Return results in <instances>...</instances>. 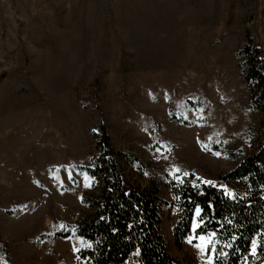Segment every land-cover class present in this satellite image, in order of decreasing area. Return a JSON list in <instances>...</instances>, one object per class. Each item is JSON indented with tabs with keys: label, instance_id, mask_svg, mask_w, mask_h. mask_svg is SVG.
<instances>
[{
	"label": "rangeland",
	"instance_id": "1",
	"mask_svg": "<svg viewBox=\"0 0 264 264\" xmlns=\"http://www.w3.org/2000/svg\"><path fill=\"white\" fill-rule=\"evenodd\" d=\"M247 38L264 57V0H0V264H87L74 229L98 194L82 168L100 122L125 178L165 202V251L209 264L211 247L188 243L195 214L176 244L166 184H217L258 146Z\"/></svg>",
	"mask_w": 264,
	"mask_h": 264
},
{
	"label": "trees",
	"instance_id": "2",
	"mask_svg": "<svg viewBox=\"0 0 264 264\" xmlns=\"http://www.w3.org/2000/svg\"><path fill=\"white\" fill-rule=\"evenodd\" d=\"M239 55L244 58V81L251 104L264 112V57L251 38H247ZM95 136L97 153L82 170L96 184L98 194L90 200L93 212L78 218L74 229L92 247L80 250V257L87 264H123L139 250V264H191L173 258L164 249L157 225L160 206L165 202L158 191L141 188L125 178L119 152L112 147L103 122ZM260 138L252 153L242 156L237 165L219 177V183L234 185L236 199L225 196L219 183L194 187L187 179L167 182L172 204L179 212L173 227L177 245L191 234L199 206L202 211L198 219L204 223L195 235L217 233L213 264H264V123ZM227 155L233 159L238 156L235 152ZM253 240L258 242L255 255L251 252Z\"/></svg>",
	"mask_w": 264,
	"mask_h": 264
},
{
	"label": "snow or ice",
	"instance_id": "3",
	"mask_svg": "<svg viewBox=\"0 0 264 264\" xmlns=\"http://www.w3.org/2000/svg\"><path fill=\"white\" fill-rule=\"evenodd\" d=\"M215 155L219 156L220 153L216 152ZM175 172H180V169H178V168L175 169ZM145 175H147V173H145ZM183 175L184 176H188L189 173L188 172H184ZM175 178L177 180H180L181 182H183L181 177L175 176ZM85 179H88V178L85 177ZM196 179L199 180L201 183L208 184V185H214L213 181L204 180L201 177H197ZM89 186H90V184H89ZM193 186L195 187L196 184L194 183ZM220 187L223 189L225 196H228L231 199H236L235 193L233 191H231L230 189H228V187L226 185H220ZM201 211H202L201 208L199 206H197L196 209H195V215L197 217H199L200 214H201ZM203 223H204L203 220L197 221V220L194 219L193 220V224H192L193 230L200 228ZM229 223H231V221H229ZM60 227L64 228V225H60ZM216 236H217L216 232H211V233H208L207 235H199L198 237L191 236V237L188 238V243L192 244L193 239H198L199 243L195 244V247L197 249H199L202 253H204V252H207L209 247H211V251L214 254L215 251H216V243L218 242V241L215 240ZM233 239H235V237H233ZM80 244H81V246L83 248H91L92 247V244L90 242L85 241L83 238H80ZM229 246H231V245H229ZM257 246H258V242L256 240H253L252 244H251V252H252L253 255L256 254ZM80 250H81L80 248H74V251L79 252ZM139 254H140L139 250H137L135 255H139ZM208 261H209V264H212V262H213V256L212 255L208 256Z\"/></svg>",
	"mask_w": 264,
	"mask_h": 264
}]
</instances>
